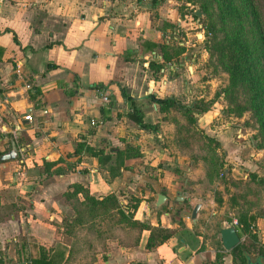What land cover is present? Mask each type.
I'll use <instances>...</instances> for the list:
<instances>
[{"label":"crops","instance_id":"0c3cea01","mask_svg":"<svg viewBox=\"0 0 264 264\" xmlns=\"http://www.w3.org/2000/svg\"><path fill=\"white\" fill-rule=\"evenodd\" d=\"M179 5L0 0V156L12 141L18 153L0 160V264H264V252L256 257L252 247L226 250L220 230L231 223L210 224L201 202L191 220L196 203L185 175L196 167L180 164L172 142L181 119L191 120L150 99L190 104L178 72L192 58L179 52L188 43ZM122 90L155 130L135 123ZM74 184L97 199L114 195L135 220L173 234L151 249L149 230L135 240L124 228L117 239L100 240L84 226L62 235L58 224L84 202L81 193L64 196ZM158 194L165 195L159 206ZM256 219L251 230L260 239L264 215ZM232 226L243 243L244 226Z\"/></svg>","mask_w":264,"mask_h":264},{"label":"rangeland","instance_id":"374dc122","mask_svg":"<svg viewBox=\"0 0 264 264\" xmlns=\"http://www.w3.org/2000/svg\"><path fill=\"white\" fill-rule=\"evenodd\" d=\"M231 1L238 5L234 19L225 12L230 0H178L180 33H188L179 52L186 48L192 57L178 72L195 122L181 119L172 142L180 164L196 167L185 175L193 204L205 206L210 224L244 226V246L259 257L264 236H254L249 217L264 215V0Z\"/></svg>","mask_w":264,"mask_h":264},{"label":"trees","instance_id":"16d2710c","mask_svg":"<svg viewBox=\"0 0 264 264\" xmlns=\"http://www.w3.org/2000/svg\"><path fill=\"white\" fill-rule=\"evenodd\" d=\"M248 4V0H244ZM252 0H249V2ZM253 2V1H252ZM253 7V3L250 4ZM238 5L232 4L230 0L229 4H226L225 12L227 15L234 19L237 14ZM256 18V17H255ZM258 22V21H257ZM257 24V23H256ZM257 31L259 35H262L263 30L257 24ZM240 34V31H239ZM246 51V50H245ZM93 87L103 88L102 85H94ZM123 97L130 102L132 112L131 118L142 129L155 130V126L143 122L142 110L136 105V100L131 98L128 94L122 90ZM150 99L157 103L159 106H175L179 110L183 111L191 122H195L193 116L194 104H182L174 97L157 98L153 94H150ZM78 193H81L84 197V202L75 204L73 207L74 215L71 218L64 217L58 224V227L62 229V235H72L73 229L76 227L84 226L86 228H94L97 232L96 237L100 240L117 239L118 230L127 229L132 235V240L136 239L143 230H149L150 235L146 243V248L151 249L156 245L165 242L172 234L173 231L161 227H153L146 222H140L133 218L132 210L127 209L125 211L123 207L117 202V198L110 194L102 199H97L89 193V190L81 185H72V190L64 193L66 199L75 198ZM134 208V206H131ZM257 216H250L253 221ZM75 237L77 234L75 233ZM122 241V240H121ZM123 242V241H122ZM245 244L239 243L232 250L239 255L245 253ZM78 251V249H76ZM240 259V258H239ZM43 262V261H42ZM46 264V263H42ZM141 264V263H135Z\"/></svg>","mask_w":264,"mask_h":264},{"label":"water","instance_id":"95a60500","mask_svg":"<svg viewBox=\"0 0 264 264\" xmlns=\"http://www.w3.org/2000/svg\"><path fill=\"white\" fill-rule=\"evenodd\" d=\"M195 15L197 16L198 19L201 17V13L199 12L198 9L195 11ZM17 156H18L17 148L15 146V143L12 141L11 142V150L9 152L1 155L0 156V160H2V161L11 160V159H15ZM164 200H165V195L158 194L157 195V200H156V205L157 206L161 205ZM200 206H201L200 203H196L193 206V208L191 209L190 218H191V220L193 222L196 221V215H197V212H198ZM220 238H221L222 246L226 250H231L240 241L239 240V236H238V234H237L236 229L234 228V226H227V227L222 228L220 230Z\"/></svg>","mask_w":264,"mask_h":264},{"label":"built area","instance_id":"2783aa9c","mask_svg":"<svg viewBox=\"0 0 264 264\" xmlns=\"http://www.w3.org/2000/svg\"><path fill=\"white\" fill-rule=\"evenodd\" d=\"M102 93H103V92H102ZM102 100L105 101V102L108 101V97H107L104 93L102 94ZM26 118H27V119H30L29 116H26ZM91 122L94 123V120H91ZM22 156H23V155H22ZM236 224H238V222H237L236 220H234V221L231 222L230 226H232V225H236Z\"/></svg>","mask_w":264,"mask_h":264}]
</instances>
